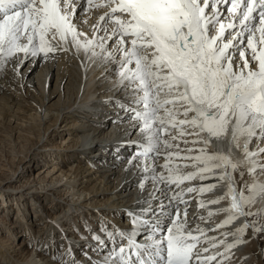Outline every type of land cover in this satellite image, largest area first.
<instances>
[{
  "label": "snow or ice",
  "instance_id": "snow-or-ice-1",
  "mask_svg": "<svg viewBox=\"0 0 264 264\" xmlns=\"http://www.w3.org/2000/svg\"><path fill=\"white\" fill-rule=\"evenodd\" d=\"M102 7L108 11L88 36L75 22L78 11ZM69 45L77 54L113 65L116 85L128 101L120 107L133 114L143 136L136 158H144L147 172L151 156L154 182L180 189L195 179L226 181V192L207 201H229L227 207L208 211L209 217L228 214L216 229L240 217L253 218L222 233L221 240L199 226L190 229L187 208H179L188 203L185 193L202 195L215 184L181 189L155 206L150 198L144 201L148 207L129 213L131 230L103 227L104 238L93 235L100 249H107L96 264H223L249 228L264 233L259 219L264 209L247 210L264 194V183L255 179L258 171L264 174V148H250L254 139L264 141V0H0V67L18 54L24 60L46 59L68 51ZM229 131L228 152H209L212 140L227 138ZM176 141L203 147L181 148ZM232 148L241 149L244 159L233 160ZM161 155L164 171H157L155 160ZM245 164L253 183L238 189L234 174ZM188 167L194 170L184 172ZM199 207L205 208V201ZM229 235L236 237L234 242L226 243ZM202 242L209 247L200 249ZM221 245L223 252L210 251Z\"/></svg>",
  "mask_w": 264,
  "mask_h": 264
},
{
  "label": "bare ground",
  "instance_id": "bare-ground-1",
  "mask_svg": "<svg viewBox=\"0 0 264 264\" xmlns=\"http://www.w3.org/2000/svg\"><path fill=\"white\" fill-rule=\"evenodd\" d=\"M106 11L108 9L98 15L93 9L78 11L80 19L75 22L80 30L91 36L92 25ZM84 19L87 23H82ZM53 43H58V38ZM112 67L101 59H89L82 51L77 54L70 45L68 51L50 53L46 59L29 56L24 60L23 54H18L0 67V145L4 141L6 146L13 148L11 159L0 157V196L5 197L7 202L0 203V229L8 230L9 235L18 240L17 243H10L0 236V264H96L107 251L100 249L97 241L92 239L93 235L105 237L101 227H107L109 231L131 230L133 225L129 213H138L141 208L148 207L144 201L151 198L153 206L160 201L167 203V197H171L173 192L188 187L198 189L201 185L215 184L213 191L202 195L198 192L185 193L183 198L188 203H180L179 208H187L190 229L199 226L208 237L223 240L222 233H232L245 219H253L240 217L233 222L236 225L234 228H230L232 223L216 229L214 225L228 214L221 212L209 217L208 211L227 207L229 201L225 199L219 204H207V201L226 192V181L195 179L185 181L180 189L174 185L169 189L151 179L154 175L151 156L147 160L149 171L146 172L143 170V157L131 160L130 156L118 155L133 141L136 143L134 149L141 150L139 145L144 141L137 122L131 119L133 114L120 107L121 103L127 104L128 101L126 93L116 85ZM120 109L123 110L121 114ZM103 118H109L114 124L106 127ZM132 129L139 131V137ZM16 133L19 136L16 137ZM184 139L191 141L193 137L186 136ZM174 143H180L181 148L203 147L202 144L184 145L181 141ZM229 144L227 138L213 139L208 151L228 152ZM257 147L264 148V141L254 139L250 148L255 150ZM235 150L240 157L232 159L243 160L242 150L232 148L234 155ZM103 151L114 155L102 161L98 153ZM57 156L61 160L54 164ZM165 162L163 155L156 158L157 171H164L161 166ZM247 168L245 164L234 174L238 189L245 182L249 185L253 183L254 178L248 174ZM193 170L192 167L183 169L184 172ZM240 171L244 172L243 179ZM255 179L264 183V174L258 171ZM141 182L145 185L143 189L140 188ZM14 200L24 205L22 219H14V216L7 219L6 214L1 215L3 210L11 212L18 209L12 207ZM30 200L35 211L29 207ZM201 200L205 201V208L199 207ZM8 201H11L10 204ZM4 206L6 209H2ZM261 209H264V194L258 195L247 210L257 212ZM32 213H35V218H32ZM70 218L82 220L85 231L76 228ZM261 222H264V216ZM91 225L97 227L92 229ZM65 235L73 242L65 241ZM235 238L229 235L226 243L234 242ZM242 239L244 242L226 253L223 264H263L261 252L264 253V247L251 228ZM123 243L126 244V241ZM198 247L202 249L209 244L202 242ZM210 251L223 252L224 246ZM220 259L217 257V260Z\"/></svg>",
  "mask_w": 264,
  "mask_h": 264
},
{
  "label": "rangeland",
  "instance_id": "rangeland-1",
  "mask_svg": "<svg viewBox=\"0 0 264 264\" xmlns=\"http://www.w3.org/2000/svg\"><path fill=\"white\" fill-rule=\"evenodd\" d=\"M16 135V137L17 136H19V133H16L15 134ZM14 135V136H15ZM3 143V144H2ZM4 146V147H3ZM6 143L3 141V142H1V145H0V157L1 158H3V159H6V158H8V159H11L12 157H13V148L12 147H9V146H6ZM1 148H2V150H1ZM6 149H8V150H6ZM2 151V152H1ZM9 151V152H8ZM6 152V153H5ZM3 156V157H2ZM231 156L232 157H234V154L233 153H231ZM8 159H6V160H8ZM60 160H61V157L60 156H57V159H56V161H54V164H56V162L57 161H59L60 162ZM37 162V161H36ZM34 166H36L35 165V162H34ZM57 166L58 167H60L61 165H59V164H57ZM64 180H65V178H64ZM247 191V190H246ZM0 198H1V200H0V203H3V202H5V204L7 203L6 202V198L4 197V198H2L1 196H0ZM22 200V199H21ZM9 202V204H10V202L11 201H8ZM30 203H29V207H30V209H32L33 207L32 206H34V204H33V202L30 200L29 201ZM48 202V201H47ZM21 203V204H20ZM19 204V205H18ZM48 205H50V207L52 206V204H51V202H49L48 203ZM12 207H13V209H16V208H18V209H20L19 211H18V209L17 210H15V211H13V210H11V212L10 211H8V212H6L5 210H3L2 211V213H1V215H5L6 214V216L8 217L7 219H10V217H13L14 219H16L17 217H20V219H22V217H23V214L25 213L24 212V210H22V209H24V205H23V203L20 201L19 203H18V201H16V200H14V204H12ZM57 208H59V207H54L53 209H57ZM2 209H6V207L4 206ZM10 209V208H9ZM34 209V208H33ZM36 210V208L34 209V210H32V211H35ZM0 212H1V210H0ZM14 212V213H13ZM18 213V214H17ZM9 215V216H8ZM32 218H35V213H32ZM261 218H262V216L259 218L260 219V221H261ZM76 219V218H75ZM73 219V218H70V221H72V222H74L73 224H75L76 225V228H79L80 229V231L81 232H84L85 230H83V221L81 220V222L79 221V219ZM23 221V220H22ZM77 223H78V226L79 225H81L80 227L82 228H80V227H78L77 226ZM101 225V224H100ZM102 226V225H101ZM100 226V227H101ZM0 227H1V225H0ZM101 228H103V227H101ZM10 234V232L8 231V230H4V231H2L1 229H0V236H2V237H4L8 242H10V243H14V242H18V240H16L15 241V239L13 238V237H11V235H9ZM26 234V233H25ZM256 234V233H255ZM256 236H257V238H258V240H259V242H260V245H262V247H264V233H260V234H256ZM7 237V238H6ZM22 238L20 237V239L19 240H21ZM27 239V238H26ZM33 240H34V237L32 238ZM35 243H36V241H35ZM34 243V244H35ZM32 248V247H31ZM261 252V251H260ZM260 252H259V254H260ZM40 253V252H39ZM264 253L263 252H261V257H263V260H264ZM263 264H264V262H263Z\"/></svg>",
  "mask_w": 264,
  "mask_h": 264
}]
</instances>
